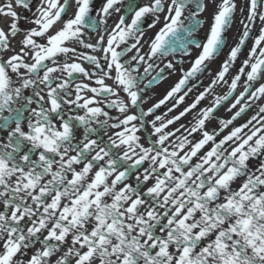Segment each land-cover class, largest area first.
I'll list each match as a JSON object with an SVG mask.
<instances>
[{
  "label": "snow or ice",
  "instance_id": "6c2138e0",
  "mask_svg": "<svg viewBox=\"0 0 264 264\" xmlns=\"http://www.w3.org/2000/svg\"><path fill=\"white\" fill-rule=\"evenodd\" d=\"M0 17V264H264V0H0ZM193 49L145 110L176 70L157 61Z\"/></svg>",
  "mask_w": 264,
  "mask_h": 264
},
{
  "label": "flooded vegetation",
  "instance_id": "af4514ba",
  "mask_svg": "<svg viewBox=\"0 0 264 264\" xmlns=\"http://www.w3.org/2000/svg\"><path fill=\"white\" fill-rule=\"evenodd\" d=\"M219 2V0H217V3ZM103 3V0H95V4L96 7H99L101 4ZM74 9H69V14H71V12ZM215 10L214 6H210L209 9L203 13V17L206 20V23L203 26V30L198 32L197 35L199 37H204L205 34L208 31V27L209 24L211 23V17H212V13ZM25 15H28V13H25ZM120 14H114L112 17L109 18V25L111 26L114 21H116L118 19V16ZM246 15V13H245ZM240 13L237 12L236 14V21L233 23L230 31L228 32V45L223 49V51L221 52V54L211 63L209 71L205 72L202 76L199 77V80L194 79L192 81V83L197 84V88L193 90V92L189 95L188 98H186L185 104L181 105L179 110H182L183 107H185L187 104L191 103L192 100L195 98V96L200 92L203 91L204 88L211 82V79L213 77V75L215 74V72L219 69L221 63L223 62L224 59L227 58V54L229 51V48L231 46H234V44L236 43L238 36L240 34V30H241V26L239 24V20H240ZM130 19V18H129ZM162 26V24H157L155 29H150L146 31V36H145V40H147L148 37H151L155 34L156 31L159 30V28ZM257 26H259V21H257ZM146 27V25H145ZM7 31V30H6ZM21 39V37H16L15 39L12 40V44L15 46H19V40ZM92 42H95L94 38L92 40ZM248 46L246 48L243 49L242 53L240 54L239 58L237 59L236 63L234 64L231 73L232 75H235V73L238 71L239 67L241 66V62L247 58V53L252 45V40H249L247 42ZM145 50H147V44L144 45ZM91 50H89L90 52ZM199 50L198 49H193L192 53L190 56H183L180 53H176L174 55H170L168 57H165L163 59V62L161 61H157V63L159 64L160 67H164V65L167 63L168 60H172L173 63L176 66V70L175 71H171V70H166L165 72V76L166 79H163L162 81H160V83H154L151 88H149L145 94H144V99L146 101V103L143 105L144 109L147 110L148 107H151L153 103L157 102L159 99L163 98V96L166 94V92L175 85V83L179 80L180 76H181V70L184 69L186 70L187 68L190 67L191 65V61L195 58L196 55H198ZM7 55V54H6ZM180 61H183V63H180ZM84 67L85 68H91V65H89L88 63H84ZM158 71V69H157ZM141 73H143V68H141ZM156 74L155 71H153L151 73L150 76H148L147 79H151V76H154ZM147 79L144 80V84L147 83ZM243 79V78H242ZM79 82V81H77ZM85 82H87L86 78H85ZM107 83L111 84L112 81L108 80L106 81ZM202 82V83H200ZM264 82V81H262ZM93 85H94V79H93ZM143 86V85H141ZM189 87H191V84L189 85ZM227 90V86L223 85V86H218L216 88V92L218 94H223L224 92H226ZM121 95H124L123 93H121ZM236 95V94H234ZM212 97L208 96L206 97V99L204 101L201 102V105H199L198 107H205L208 106L210 101H211ZM231 99V98H230ZM258 103H264V101H259ZM171 103H169L167 106H162L159 110H157L156 114L157 115H161L164 112L167 111V107H170ZM227 107V105H225L224 107H221L217 113V116L220 117H226L228 116V113L225 111V108ZM256 106L254 105L253 108L247 113V116H244L241 118V120L237 121V123L243 122V120L247 119L248 117H250L252 114H254V112L256 111ZM133 111H135V109H133ZM111 114L112 115H117L118 113H116L115 110H111ZM174 114V113H173ZM172 115V114H169ZM192 120V114H189L186 118L181 120V123H188L189 121ZM216 125V121H212V123L209 125V127H213ZM178 126V125H176ZM174 127V126H170Z\"/></svg>",
  "mask_w": 264,
  "mask_h": 264
},
{
  "label": "bare ground",
  "instance_id": "6f19581e",
  "mask_svg": "<svg viewBox=\"0 0 264 264\" xmlns=\"http://www.w3.org/2000/svg\"><path fill=\"white\" fill-rule=\"evenodd\" d=\"M8 20V17H0V27H5V30H7Z\"/></svg>",
  "mask_w": 264,
  "mask_h": 264
}]
</instances>
